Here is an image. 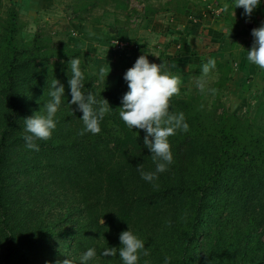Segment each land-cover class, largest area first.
<instances>
[{
  "label": "trees",
  "instance_id": "obj_1",
  "mask_svg": "<svg viewBox=\"0 0 264 264\" xmlns=\"http://www.w3.org/2000/svg\"><path fill=\"white\" fill-rule=\"evenodd\" d=\"M2 28L0 264H65L68 252L63 254L62 246L53 248L64 237L74 264H80L89 248L96 250L89 264H123L120 234L129 226L136 234L163 232L169 238V247L160 245L143 256L156 264H164L166 256L170 264H193L199 246L205 254L202 264H264V101L253 117L249 112L219 119L218 107L209 108L180 84L179 94L170 98V111H182L190 128L169 137L174 162L150 183L137 170L138 165L155 170L144 146L146 132L129 129L119 116L128 85L95 72L81 49L55 45L40 33L26 43L14 8ZM70 58L81 62L82 91L107 99L112 107L97 135L80 134L83 113L70 103ZM215 61L220 75L213 92L218 95L232 78V66L228 59ZM55 79L65 86L57 127L49 140L37 141L39 151L29 150L24 119L50 101ZM31 159L35 169L50 166L59 184L76 194L72 231L61 235L60 220L31 218V211L16 198L14 180L26 173ZM109 247H117V254L101 255Z\"/></svg>",
  "mask_w": 264,
  "mask_h": 264
},
{
  "label": "rangeland",
  "instance_id": "obj_2",
  "mask_svg": "<svg viewBox=\"0 0 264 264\" xmlns=\"http://www.w3.org/2000/svg\"><path fill=\"white\" fill-rule=\"evenodd\" d=\"M143 1L144 0H128L124 2L123 0H57L56 4H54L49 11L33 13L24 7V5H18L13 2V0H0V34L3 31L2 23L9 17L11 9L14 8L19 13L20 22L23 25L21 34L26 43L31 41L37 33H40L55 45L68 44L71 48L81 49L86 64L93 70L96 69L95 71H101L99 69L101 68L108 71L109 67L104 65L105 63L98 64L96 57L98 61L108 62V60H110V54L115 55L116 53L114 52L118 49L115 47V44H113L112 47L115 50L108 45L111 50L107 49L104 51L102 50L103 48L100 47L101 50L98 52L93 50L90 51L92 43L90 41H85L86 43H83V45L75 36L78 33L81 35L82 31L86 28L80 23H98L103 16L102 7L106 4H111L116 18V28L124 27L125 29H139L142 27L141 24L145 20V15H142L139 10V5ZM87 3L88 10L85 11L83 8ZM113 3H116L117 5H113ZM145 3L152 4V0H146ZM89 6L93 7L92 10ZM67 10L69 11L68 13L66 12ZM148 16L150 17V15ZM103 20L109 23L114 22L111 15ZM138 26L140 27L137 28ZM238 33L236 34L235 32L232 34L230 42L232 45L231 52H222L214 55H221L223 59L232 60L233 62L235 59L243 60L246 58L248 49H251L252 47V41L249 42L245 37L247 34L241 30H239ZM116 42V44H118V41ZM90 53L92 56H90ZM104 66H106L107 70ZM108 72H110L111 75L115 74L118 77V74L125 72V70L119 68L118 70H115L113 74L111 71ZM111 75L110 77L108 75L105 76L109 77L113 83H116L118 79L114 82V78ZM215 77L216 75H212V77L208 79L203 78L206 82L204 92H201L196 87V82L188 81L189 84L183 85L186 87L188 95L201 97V101L207 104L209 108L218 107L219 112L217 118L219 119L223 114H237L240 117H245L249 112L250 116L253 117L258 110L260 103L264 101V75L262 77L260 75L255 81H251L250 79H246V77H240L239 74L237 77H240V80L246 79V82L241 84L240 88L232 87L231 89H228V83L218 95L212 91L215 84L214 82L216 81ZM33 163L32 159L29 160L28 166L30 168L25 166L26 173L22 176L20 175L21 177L18 180H14L15 187L13 190H16V198L19 199V202L22 203L26 209L31 211L28 213L31 218L36 220L47 218L53 222L60 220L61 222L57 230L61 235L68 231H72L76 226L74 213L75 205L77 203L76 194H74L72 188H65L59 184L58 180H56L57 173L53 172V169L50 166L41 164L35 169L33 168ZM185 222H188L186 218ZM262 234L264 235L263 231L261 232V235ZM138 236L144 240L149 255L160 245H162L164 249L171 245L168 241L169 238L166 239L163 232H156L150 236L147 234L144 236L138 234ZM68 242L69 239L64 237L55 243L53 248L58 249L62 246L63 254H65L66 251L68 252V259L65 258L64 263L74 264L72 263L74 262L73 252H71V249H68ZM195 251L193 259L191 257V262L193 264H202L205 255L203 254V247L199 246ZM169 254H171V252ZM96 261H100V259H97ZM138 264L156 263L148 257L143 258V256H141Z\"/></svg>",
  "mask_w": 264,
  "mask_h": 264
},
{
  "label": "crops",
  "instance_id": "obj_3",
  "mask_svg": "<svg viewBox=\"0 0 264 264\" xmlns=\"http://www.w3.org/2000/svg\"><path fill=\"white\" fill-rule=\"evenodd\" d=\"M56 1L13 0L33 13L49 11ZM145 1L139 5L141 14L145 15L142 27H137H140L139 29L116 28L112 5L106 4L102 7V19L98 23L81 22L80 24L86 28L81 35L79 33L75 35L82 44L86 43L85 41L92 43L90 51L98 52L101 50L100 47L104 51L111 50L110 47L115 44L118 50L112 47L116 54H110L108 62L98 61L97 57L96 61L98 64L105 63L104 65L109 67L108 71L112 74L119 68L125 70L117 77L103 69L104 75L113 76L114 82L118 79L117 84L127 85L124 74L134 65L138 57L144 54L148 55L151 62L161 63L163 61L166 70L178 76L182 85L189 84L188 81L208 79L212 75H216L215 80L217 81L220 75L217 69L211 70L204 77L201 73L202 65L209 59H223L221 55L215 56L214 54L231 52L232 34L235 32L237 34L239 30L247 34L245 37L249 42L252 41L253 45L252 30L264 23V3L255 9L251 16H246L242 7L235 9L234 0H152V4H147ZM87 5L88 3L85 6ZM113 5L117 4L113 3ZM89 7L92 10L93 7ZM110 15L114 22H105L103 19ZM124 41L128 42V48L119 45ZM90 56H92L91 53ZM230 61L232 78L228 89L240 88L246 79L255 81L257 77L264 75V71L248 62L247 57L243 60ZM106 66L104 67L107 70ZM95 72L101 73V71ZM239 74L240 77H246V79L240 80L241 78L237 77Z\"/></svg>",
  "mask_w": 264,
  "mask_h": 264
},
{
  "label": "clouds",
  "instance_id": "obj_4",
  "mask_svg": "<svg viewBox=\"0 0 264 264\" xmlns=\"http://www.w3.org/2000/svg\"><path fill=\"white\" fill-rule=\"evenodd\" d=\"M262 3L264 0H234L235 9L242 7L246 16H251ZM252 35L254 42L247 51V61L264 70V23L254 28ZM80 63L79 58H70L68 61L72 73L68 81L71 91L70 103L76 105L83 113L80 119L84 127L80 134L97 135L102 130L101 122L112 107L107 99L98 100L93 93L85 94L82 91L84 74ZM215 67L216 61L209 59L201 67L202 76L206 77ZM103 74L104 70L101 69V75ZM124 80L127 82L128 91L122 97L119 116L129 129H141L146 132L144 146L151 152L155 170L144 171L141 165L137 166V170L141 179L151 183L159 178V173L167 171L174 162L169 137L174 136L178 131L187 133L190 128L182 111L178 113L170 111V98L179 94L180 79L166 70L163 61L151 62L148 55L144 54L139 56L134 65L126 71ZM196 87L204 92L205 80L197 79ZM64 95L65 86L57 79L53 80L49 92L50 101L43 109L24 119L23 139L27 149L39 151L37 141H47L51 138L57 127L56 115ZM120 242L119 257L123 264H138L141 256L149 255L144 240L134 233L130 226L120 234ZM116 254L117 247L105 248L101 253L105 257ZM95 257L96 250L89 248L80 256V264H89ZM170 262L171 258L166 256L164 264Z\"/></svg>",
  "mask_w": 264,
  "mask_h": 264
},
{
  "label": "built area",
  "instance_id": "obj_5",
  "mask_svg": "<svg viewBox=\"0 0 264 264\" xmlns=\"http://www.w3.org/2000/svg\"><path fill=\"white\" fill-rule=\"evenodd\" d=\"M119 45H120L121 47H123V48H128V46H129L128 42H126V41L121 42ZM136 48H137V47H136Z\"/></svg>",
  "mask_w": 264,
  "mask_h": 264
}]
</instances>
